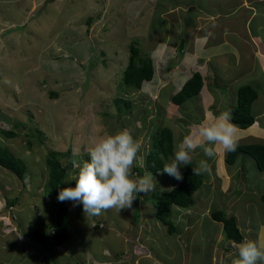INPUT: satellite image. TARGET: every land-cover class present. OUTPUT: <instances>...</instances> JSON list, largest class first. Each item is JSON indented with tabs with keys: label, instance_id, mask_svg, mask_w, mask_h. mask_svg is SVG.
<instances>
[{
	"label": "rangeland",
	"instance_id": "rangeland-1",
	"mask_svg": "<svg viewBox=\"0 0 264 264\" xmlns=\"http://www.w3.org/2000/svg\"><path fill=\"white\" fill-rule=\"evenodd\" d=\"M189 3L201 8L203 4L211 7V11L220 10L221 13L203 16V22L198 21V25L195 24L198 17L195 8L188 13L178 10L174 16L179 21L175 22L170 9H175L178 4L185 7ZM239 3L240 0H0V143L24 160L27 167L23 182L0 168V253L13 257L14 264H22L19 254L23 252L15 247L17 222L21 221L23 230L31 235L35 231L45 233L53 225L50 219L54 220V210L65 206L72 234L78 232V225L86 228L84 238L70 247L76 254L89 247L82 254L97 258L107 246L115 253H119L122 247L124 250L128 248L132 254L134 238L140 233L142 240L150 237L155 251L159 252L156 255L159 262L148 259L145 260L147 264H181L190 245L187 233L182 239L173 240L170 236L165 239L167 227L155 218L151 202L152 191L161 194L176 185L172 176L166 173L147 171L146 156L153 148V136L160 128H171L175 148L189 134L186 131L190 129L188 123L198 125L206 106L207 112L218 106L217 100L212 107L207 102L195 100H187L180 106L172 104V96L178 91L176 79L178 82L182 80L180 73L184 72L181 66L178 70L173 69L189 58L185 50L176 52L179 40L175 38L186 44L189 32L196 37L199 29L204 27L208 31L204 19L214 16L213 27L222 21L227 29H238L240 35L232 30L230 38L243 43L248 32L245 33L242 20L248 22L251 14L245 7L234 8ZM240 16L242 19L235 21V17ZM252 26L256 31L261 27L264 33V17H256ZM179 31L183 35L178 37ZM198 41L196 39V43ZM132 43L140 49L141 58L152 57L159 74L151 82H145L141 90L123 83V73L132 55ZM198 52L195 53L199 55ZM196 54L194 56L199 60L200 55L198 58ZM216 65L220 69L226 67L224 70L229 68L225 63L217 62ZM188 75L184 74V78ZM205 97L211 101L207 95ZM118 98L131 101L132 108L125 110L123 101L115 102ZM261 101L262 105L264 100ZM257 112L258 109L254 108L256 118ZM125 128L141 143L132 169L133 178L149 172L156 182L153 190L142 193L146 200L137 203L136 199L131 209L120 212L111 209L99 216L84 215L82 205L58 201L47 188V154L61 153L60 161L67 169L66 180L71 181L70 173L76 172L71 164L74 151L78 152L76 160H88L87 148L97 136ZM258 142L256 144H262ZM218 149L214 160V156L208 158L201 148H197L191 153V161H195L198 167L200 160H205L210 169L217 167L221 161L219 152H224L227 157L226 151ZM243 157L248 160H238L232 167L237 172L232 176L233 184H230L231 176L224 180V172L220 175L201 172L206 183L195 194L196 205L191 212L172 209L171 219L176 224H180L190 212L195 216L190 222H194L197 229L206 227L202 230H207L206 233H201L196 241L203 254L212 255L216 249L222 251L229 245L223 238L220 246L219 240L218 243L214 241L219 231V223L211 216L215 211H222L227 218L239 223L241 233L247 239L264 240V204L260 202L264 174L258 171L252 158ZM136 167L143 170L142 176L134 170ZM242 175H247V180H242ZM234 195L239 199L233 198ZM15 199L18 201L14 207L6 206ZM234 201H242L239 208L234 206ZM142 225L146 226L144 231L139 230ZM182 228V224L178 226L179 230ZM211 232L213 235L205 240L204 236ZM9 243L14 247H8ZM59 251L60 255L66 254L61 248ZM232 251L233 258L228 262L236 258L235 249Z\"/></svg>",
	"mask_w": 264,
	"mask_h": 264
},
{
	"label": "crops",
	"instance_id": "crops-1",
	"mask_svg": "<svg viewBox=\"0 0 264 264\" xmlns=\"http://www.w3.org/2000/svg\"><path fill=\"white\" fill-rule=\"evenodd\" d=\"M237 7L240 8L245 7L246 9H250L248 11V13L251 14L250 20L248 22L242 20V23H244L245 33L248 32V36L243 35L244 42L239 44L236 43L235 41H232L230 35L233 34L231 33V31L234 29H230V28L227 29L226 25L224 26L222 21L221 24H217L218 26L216 25L213 27L214 16H212L211 18L207 16L205 18L206 20L204 19V22L208 24L207 30L209 32L206 31L204 27L201 28L202 27L201 25L200 27L201 29L197 31L196 37H192L190 33L191 31L189 32V35L186 38L187 41L186 44L182 43V40H180L179 38H175L179 40L177 42V45L175 46L176 52L177 50L179 51V49L182 52L185 50L184 52H186L185 54H187L189 58H185L184 61L176 65L173 71L178 70L179 66H181L180 68L184 71L182 72V74L180 73V77L182 78V80L178 82V80L176 79V83H177L176 85L178 89H180L183 86V84H185L191 78V76L195 71L199 70L203 75L204 86L200 92V95H198L195 98L189 99L188 101L195 100L201 103H203L202 101H204L207 102L208 104H211L210 107H212L217 100L216 106L217 105L218 106L217 108L215 107L216 109H214V111L212 109L210 110V112H207L206 111L207 106L202 111L201 121L199 122V124L203 122L205 119L210 118L212 115H219L220 112L229 111L231 113L232 109L238 105L239 89L244 86L256 87L259 90V93L261 94L252 106L253 109L254 108L256 110L258 109L257 118L255 117L254 124L248 129L238 128V132H237L238 145L241 146L251 145V144L259 143L258 141H260L264 145V103H262L263 106L259 103L262 102L261 100H264V33L262 32L261 27L258 28L256 31L252 26L253 21L256 19V17H262V16L264 17V0H240V3L235 5L234 8L237 9ZM192 8H195L198 12V17L195 22V24L197 23L198 25H200V23L203 22L202 20L203 16L218 15L221 13L220 10L211 11L210 10L211 7L207 8L203 4L201 8V7H196V5L193 3H189L185 7H182L181 5L178 4V7H176L175 9H170V15L174 16L176 12H178V10H183L185 13H188ZM235 18H236L235 21H239L238 19H242L241 16ZM173 20L175 22L179 21V19L176 16H174ZM198 21H200V23H198ZM246 24L247 26H245ZM217 30L220 32H218ZM234 32L240 35L238 33L239 32L238 29H235ZM180 34L183 35V33L179 31L178 37L180 36ZM195 38L199 39L197 43ZM198 50L200 51V53L198 52L200 55L199 60L194 56L196 54L195 52H197ZM217 62L219 64L225 63V65H227L229 68L227 70H224L226 67L220 69L219 66L216 65ZM190 72H192L191 76H190ZM183 73L186 75L189 74L188 76H186V79L184 78ZM240 82L243 83L239 84ZM174 90H176V88H174ZM205 95L211 98V101H208ZM259 106L260 109L258 108ZM195 125H197L196 122L188 123L187 127L190 129L189 130L187 129L186 131L188 133L196 132L197 128L194 127ZM252 141H256V142H252ZM217 148L223 150L220 147ZM219 153H220L219 158L221 161L217 167L213 166V168L209 170L210 172L209 175H216V174L220 175L222 172H224V180H228L229 176H231L230 184H233L234 182L233 177L237 172H234L233 171L234 169L232 167L236 166L238 160L243 159L244 161H247L248 159H245L243 157L247 155L241 154L234 165H227L226 164L227 157L224 156V152L223 153L219 152ZM215 157L216 156H214V160L216 159ZM243 172H247V171L244 170ZM261 174H264V172ZM242 177H243L242 180H245L244 178L245 175H242ZM260 180L262 181L263 178L261 177ZM219 182L222 183L221 180H219ZM205 183L206 180H204V184ZM241 189L246 190L245 188H241ZM262 193L263 196L264 192ZM212 196H214V194H212ZM236 198L239 199V196L237 195ZM241 202L242 201L240 202L234 201L233 204L234 206L236 205L235 206L236 208H239ZM260 202L264 204V202L262 201V197L260 199ZM190 212H187V214L183 217L182 222L180 223L183 225V228L181 229L182 231L178 230V234L176 233L177 235L167 234V237H165V239H167L170 236L173 240L175 238L182 239L183 234L187 233V238L190 245L188 248V252L182 258L183 259L182 263L191 264V262H194L195 264H232V260L231 262H228L229 258H233L232 250L234 248H232V245L230 250L228 251L224 250L222 251L221 254H218L217 253L218 251L216 249L211 256L210 253H206L203 254V257L196 256V259L192 261V243L193 241L198 239V236L201 233L204 234L206 233L207 230L202 231L206 227H203L202 229H197L196 224L194 222L193 223L190 222L191 218L193 217L195 218V216L190 214ZM237 224L239 230L241 231L242 228L240 227L239 223ZM91 226L93 225L91 224ZM140 227H141L139 229L140 231L141 230L144 231L146 228V226L143 225ZM19 228L20 226H18V233H17L18 239L16 241L17 244L15 247L17 251L23 252L22 254H19L23 263L48 264L49 261L46 259L47 253L45 252L44 247L35 243L33 240L31 241V234L26 233V231L23 230V228H21V232H20ZM76 228L78 232H75L73 234L71 229L70 228L68 229V233L70 235L69 242L65 246L58 247L56 250H53V253H55V257L54 260L50 261V263L52 262L53 264H80L81 262H83V264H88V263L89 264H145L146 263L145 260L148 259L155 260L154 262L156 263L159 262L156 256L159 252L155 251L154 243L151 241L150 237L142 240L140 233H138L137 237L134 238L135 245L134 248H132L133 250L132 254L130 252V249L128 248L124 250L122 247L119 253H115L114 249L111 248L108 249L107 246L103 250L102 255L98 256L97 258H94L92 256L88 258V254H85L87 256L85 259L81 258V257H85V255H83L82 253L84 251H87V248L89 247H86V249L81 250L79 252L80 254L78 253L76 254L74 251L71 250L70 247H74L77 244V242H79V240H82L84 238L86 234L85 231L86 228L84 226H79V225L76 226ZM218 228L219 231L216 232L214 241L217 242V240H219L220 243V239L222 238L223 227L221 224H219ZM154 229L159 231L158 227H155ZM120 232L124 233L123 231ZM125 235L130 236V234L127 233H125ZM212 235L213 232L208 233L204 236V239L206 240L207 236L211 237ZM244 239L247 238L244 237ZM86 242L88 244V239H86ZM199 243L203 244V242L201 241H199ZM7 245L8 247L11 246L14 247L13 243L12 244L9 243ZM59 248L65 250L66 254L60 255L61 252L59 251ZM103 253H107V254H103ZM43 258H45L44 261ZM142 260H144V262ZM0 264H14V258L10 257L9 254L0 253Z\"/></svg>",
	"mask_w": 264,
	"mask_h": 264
},
{
	"label": "trees",
	"instance_id": "trees-1",
	"mask_svg": "<svg viewBox=\"0 0 264 264\" xmlns=\"http://www.w3.org/2000/svg\"><path fill=\"white\" fill-rule=\"evenodd\" d=\"M90 24V23H89ZM131 44V56L123 73V83L128 87H133L141 90L145 82L152 81L158 74L152 57L147 55L145 58L140 57V49ZM152 54V51H151ZM204 86V77L201 72L195 71L192 77L183 86L178 89L172 96V104L181 105L189 99L195 98L200 95ZM260 96L259 90L256 87L244 86L239 89V101L238 105L231 111L232 122L237 125L238 128L248 129L255 122V116L253 114V104ZM121 101L125 104L127 111L132 108V102L118 98L115 102L119 104ZM121 113V111H119ZM6 132V131H4ZM3 132V133H4ZM14 136V134H11ZM153 148L146 156V170L152 174L163 172V164L167 162L168 158L172 157L174 152V134L171 128H160L155 133ZM247 155L253 159L257 169L260 173L264 172V145L263 144H251V145H238L236 151L228 152L226 162L228 165H234L241 155ZM61 153L49 152L46 158V166L48 167V182L47 188L51 190L54 197H58V192L64 187H75L74 181H67V169L62 165L60 161ZM163 157V159H162ZM89 159V158H88ZM0 168H4L13 173L20 181H24V176L27 171L24 160L16 157L10 150L3 147L0 143ZM198 166L195 161H191L189 165H181L180 171L182 179L177 180L172 177L173 182L177 183L176 186L169 191H163L158 194V191H152L151 202L154 206V216L167 227L169 235L178 234V226L172 219V209H185L190 210L196 205L195 194L198 193L204 184L205 177L202 174H194L193 169H197ZM138 171L142 176L143 170L136 167L134 169ZM245 180H247L245 175ZM158 192V193H156ZM237 196V195H236ZM146 196L142 193L137 197V203L142 202ZM148 199V198H147ZM17 199L7 203L6 206L14 207ZM18 201V200H17ZM264 202V195L262 196ZM54 220L52 226L48 232L40 233L35 231L31 235V241L44 247L47 253L46 259L51 261L54 259L56 250L58 247L65 246L69 240L70 235L68 233V209L65 206H59L54 210ZM213 221L218 222L223 227L222 238L229 243L227 248L222 251L230 250L233 242L240 243L244 240V235L239 230L237 223L234 219L227 218L226 214L222 211H215L211 214ZM17 226H20L21 221L17 222ZM182 231V230H181ZM180 231V232H181ZM18 233V231H17ZM30 233V232H29ZM191 233V232H190ZM176 234V235H177ZM197 238V237H196ZM195 239V238H194ZM196 241L192 243V259H196V256L202 255L201 248L196 244ZM199 242V241H198ZM201 244V243H200ZM220 246V243L218 244ZM233 248V247H232ZM196 251V253H194ZM218 251V250H217ZM222 251H218L221 254ZM216 253V254H217ZM57 255V254H56ZM211 256V255H210ZM50 261L48 264H51ZM182 264V262H181Z\"/></svg>",
	"mask_w": 264,
	"mask_h": 264
},
{
	"label": "clouds",
	"instance_id": "clouds-1",
	"mask_svg": "<svg viewBox=\"0 0 264 264\" xmlns=\"http://www.w3.org/2000/svg\"><path fill=\"white\" fill-rule=\"evenodd\" d=\"M194 127L198 131L185 135L176 144L172 157L163 164V173L177 180L182 179L181 165L191 163V153L197 148H201L206 157L212 158L217 147L226 152H234L238 147V127L232 122L229 111L212 115ZM140 148L141 143L126 128L97 136L87 148L88 160H76L78 152H73L71 164L76 172L70 173V180L75 181V187L60 189L58 201L82 205L87 216H99L111 209L119 212L131 209L138 194L153 190L156 184L149 172L133 178L132 169ZM209 170V164L200 160L199 167L193 172L198 175ZM232 247L236 257L232 264H264V240L244 239L240 243L233 242Z\"/></svg>",
	"mask_w": 264,
	"mask_h": 264
},
{
	"label": "water",
	"instance_id": "water-1",
	"mask_svg": "<svg viewBox=\"0 0 264 264\" xmlns=\"http://www.w3.org/2000/svg\"><path fill=\"white\" fill-rule=\"evenodd\" d=\"M49 1H52V0H49Z\"/></svg>",
	"mask_w": 264,
	"mask_h": 264
}]
</instances>
